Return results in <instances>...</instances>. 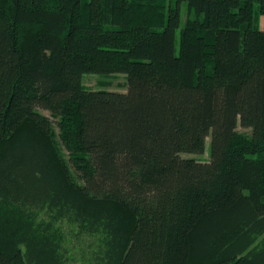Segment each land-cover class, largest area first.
Returning a JSON list of instances; mask_svg holds the SVG:
<instances>
[{
	"label": "trees",
	"instance_id": "16d2710c",
	"mask_svg": "<svg viewBox=\"0 0 264 264\" xmlns=\"http://www.w3.org/2000/svg\"><path fill=\"white\" fill-rule=\"evenodd\" d=\"M263 18L264 0H0V264H264ZM208 139L210 161L183 157Z\"/></svg>",
	"mask_w": 264,
	"mask_h": 264
},
{
	"label": "rangeland",
	"instance_id": "374dc122",
	"mask_svg": "<svg viewBox=\"0 0 264 264\" xmlns=\"http://www.w3.org/2000/svg\"><path fill=\"white\" fill-rule=\"evenodd\" d=\"M187 6L186 4L182 5V21L181 28L185 25L187 19ZM261 26L264 29V18L262 19ZM181 28L178 30L177 34V48L179 47V33ZM128 79L125 74H109V75H101V74H84L82 77V85L91 91H108V92H121L125 93V85L127 86ZM44 115L51 118L48 112H44ZM52 119V118H51ZM237 131L246 136L251 135V130L247 128L241 127L238 125ZM64 154L67 156V152L64 151ZM210 139L207 140L206 150L204 154L201 155H183L185 158L196 159L200 162H208L210 161Z\"/></svg>",
	"mask_w": 264,
	"mask_h": 264
}]
</instances>
